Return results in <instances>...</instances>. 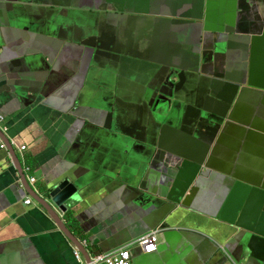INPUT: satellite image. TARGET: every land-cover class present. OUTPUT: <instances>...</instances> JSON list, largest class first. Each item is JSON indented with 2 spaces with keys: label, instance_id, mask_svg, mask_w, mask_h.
I'll use <instances>...</instances> for the list:
<instances>
[{
  "label": "crops",
  "instance_id": "0c3cea01",
  "mask_svg": "<svg viewBox=\"0 0 264 264\" xmlns=\"http://www.w3.org/2000/svg\"><path fill=\"white\" fill-rule=\"evenodd\" d=\"M0 117V264H88L152 231L133 264L264 262V0H0ZM171 162L209 173L173 191ZM60 178L79 195L47 212L32 195Z\"/></svg>",
  "mask_w": 264,
  "mask_h": 264
},
{
  "label": "water",
  "instance_id": "95a60500",
  "mask_svg": "<svg viewBox=\"0 0 264 264\" xmlns=\"http://www.w3.org/2000/svg\"><path fill=\"white\" fill-rule=\"evenodd\" d=\"M184 71L183 67L180 65H172L171 68L163 70L161 72L162 76H165V81L168 87H170V93L169 94H162L165 93L164 90H162L161 92H156L155 90H153L152 92V98L153 100H155L156 98H158L156 100L155 103V107L159 104V99L164 97V98H168L169 100H171L172 98L175 99L176 98V92L173 89V82L175 79V76L179 73L182 74V72ZM220 78H222L226 83H231L232 80L225 78L223 76H220ZM237 88L239 87V84H234ZM178 86V83H176L174 85V87L176 88ZM151 103V102H149ZM111 116H113L112 113L107 114V122L105 123L104 129L107 130H113V124H112V120H111ZM9 144V142H8ZM10 145V144H9ZM13 157L14 159L17 160V157L15 155V153L13 152ZM18 162V160H17ZM19 170L21 171V168L19 166ZM167 170L170 171L171 170V176L168 177L167 182L165 184L169 185L173 191L175 190H179L178 192H181L182 190H184L185 188H187L188 185H190L193 181L194 178L197 176V174H204L206 175L207 173H209V170L206 169V171L204 170H198V171H192L191 169H188L186 166L184 165H178L174 162H171L168 166H167ZM183 173L187 174V178L184 180L185 183L183 184H179L178 180H179V176ZM21 176H23L22 171H21ZM71 179H63L60 178V180L56 181V183L54 184H49L47 187V190L45 192L44 195H32V198L37 201L38 203H40L44 209L47 212H50V209H57V211L59 212H63L66 213L69 208L73 205V200L76 199V196L78 194V187L75 184V181L72 182L70 181ZM195 185H197V182L195 181ZM30 186L34 189V187L30 184ZM30 187V189H31ZM180 187V189H178ZM32 190V189H31ZM79 195V194H78ZM183 204H185L184 201H181ZM260 227L262 229H264V220L261 219V221L259 222ZM63 232L72 239V235L71 233L68 231V229L64 226L63 228ZM257 239H254L251 243V247L249 249L250 251V255L253 256L254 252L257 253V255H262L263 251L261 250V248L258 246L257 242L255 241ZM221 250L225 253H222L223 257H224V263H229V264H237V262L233 261L232 256L225 252L223 250V248H221ZM152 253H143L145 255H151ZM133 259V258H132ZM259 264H264V262L258 261ZM204 264V263H203Z\"/></svg>",
  "mask_w": 264,
  "mask_h": 264
},
{
  "label": "built area",
  "instance_id": "2783aa9c",
  "mask_svg": "<svg viewBox=\"0 0 264 264\" xmlns=\"http://www.w3.org/2000/svg\"><path fill=\"white\" fill-rule=\"evenodd\" d=\"M3 119L0 117V121ZM6 130V128H4ZM10 145H14L13 142H10ZM1 148H5L4 144H1ZM26 147L23 145L20 147L21 151H24ZM22 174L28 179L29 183L33 185L35 183V177L31 175V167L23 162L21 167ZM31 199L25 201L26 204L31 203ZM158 231H152L146 235H143L136 241L124 246L120 247L110 253L104 254H96L91 257L88 264H131L132 255L131 250L135 246H139L142 249L143 253H151L156 251L157 242H158ZM83 245H87V241L82 242ZM77 257L78 254L76 253ZM79 258V257H78Z\"/></svg>",
  "mask_w": 264,
  "mask_h": 264
},
{
  "label": "rangeland",
  "instance_id": "374dc122",
  "mask_svg": "<svg viewBox=\"0 0 264 264\" xmlns=\"http://www.w3.org/2000/svg\"><path fill=\"white\" fill-rule=\"evenodd\" d=\"M131 264H133V259L131 260Z\"/></svg>",
  "mask_w": 264,
  "mask_h": 264
}]
</instances>
